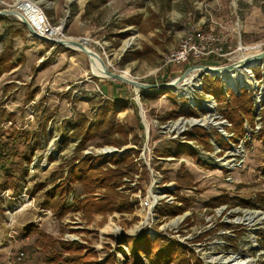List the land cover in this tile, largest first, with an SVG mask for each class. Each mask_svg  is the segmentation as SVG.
I'll return each instance as SVG.
<instances>
[{
	"label": "rangeland",
	"instance_id": "374dc122",
	"mask_svg": "<svg viewBox=\"0 0 264 264\" xmlns=\"http://www.w3.org/2000/svg\"><path fill=\"white\" fill-rule=\"evenodd\" d=\"M37 1L65 38L71 34L89 38L87 46L110 70L126 72L141 82H169L199 64L162 66L165 54L188 31L225 36L224 45L229 44L226 49L231 51L226 57L231 59L240 54L235 50L238 40L243 46H258L243 53L264 49V0ZM71 3L76 5L74 10ZM133 17L139 23L128 22ZM9 27L19 32L9 36ZM128 39L131 43L126 45ZM5 46L12 50V67L0 74V109L13 113L14 118L11 122L4 117L0 129L9 147L14 137V162L10 173L0 177V264H13L15 251L24 252L21 264H70L66 260L78 256L81 260L76 264H130L126 237L132 240L142 234L140 239L147 235L160 244L178 243L187 253L193 252L199 264H235L232 257L247 259L245 264H264V141L258 135L264 128V58L241 69L234 77L235 87L228 88L227 80L218 75L193 69L186 81L159 87L158 97L141 101L140 90L136 95L126 83L95 75L85 53L40 41L13 15L0 17V51ZM134 49L144 50L142 58L121 64V55ZM200 62L207 66L229 63ZM212 79L220 81L224 93L229 91L225 95L238 94L241 89L251 95L253 127L244 123L242 136H235L223 113L226 102L216 100L213 109L206 108L212 101L206 85ZM197 81H202L201 90ZM113 95L126 101V106L114 116L117 131L111 138L126 143L99 144L93 139L76 152L77 139L68 124L79 113L93 119ZM204 118L206 122L191 123ZM196 128L209 134L210 149L192 138ZM68 136V142L62 143V137ZM177 144L190 151L165 153L166 148L177 151ZM116 153H128L132 159L116 187L131 210L87 214L79 206L86 194L75 181L70 183L71 190L58 192L67 170L76 163L71 160L73 155L94 158ZM29 154L32 159L27 163L24 157ZM177 170L191 175L192 186L177 188ZM38 182L42 185L31 194L29 190ZM54 188L58 191L47 198ZM103 192L100 188L88 195L98 201ZM222 194L231 196V202L213 205L211 201ZM236 196L250 203L243 205ZM165 204L186 207L175 215L162 214L159 210ZM58 242H78L80 248L72 251ZM141 259L149 264L144 256Z\"/></svg>",
	"mask_w": 264,
	"mask_h": 264
},
{
	"label": "trees",
	"instance_id": "16d2710c",
	"mask_svg": "<svg viewBox=\"0 0 264 264\" xmlns=\"http://www.w3.org/2000/svg\"><path fill=\"white\" fill-rule=\"evenodd\" d=\"M98 1H100L101 3H105L106 0ZM70 6L71 8H73V10L76 7V5L72 3ZM72 13L74 14V11ZM47 14L50 15L49 13ZM128 22H130L131 24L139 23V19H135L133 17L131 19H128ZM18 23L22 24L19 20ZM22 26L24 25L22 24ZM15 30L17 29H12L11 27H9V36L13 35L12 32H14ZM117 34L119 37L123 36L122 33ZM143 51V49L126 50L120 57L121 64H125L132 60H138L142 58ZM11 55L12 50L8 46H5L0 51V74L12 67V64L9 63V61L11 60ZM254 71L258 76L260 70L256 68L254 69ZM164 89L165 88H163V90ZM160 92V89H148L139 91L141 101L146 98H153L156 96L158 97L159 94H161ZM206 92H210L217 101L220 100L226 102L223 113L225 117L231 122L232 130L235 136H242V134L244 133V123L253 127L254 102L252 101L251 95L249 94L248 90L241 89L240 93L238 94L230 91L228 95H225L229 91L224 93L220 81L212 79L206 85ZM35 93L36 90L32 91L31 95H28L26 101H28L29 98L32 97ZM168 94L173 96L170 91ZM173 102H176L174 98ZM125 106L126 101L119 100L116 95H113V99L110 102L107 101L104 104L100 105L97 113L93 115V119H88L84 115V113H79L74 119L73 123L70 122L68 124L69 127L72 126L69 128L70 130H72L71 136L77 139L75 147L76 152H80V150L85 148L89 141L93 139L98 140L96 142H100L99 144H114L116 146H121L122 144L126 143L124 139L111 138V136L117 131V128L113 127L114 116L117 111L123 110ZM179 111L174 110L173 112L178 113ZM189 113L194 114V111L191 110L189 111ZM4 117H7L6 119L12 122L14 114L9 112L5 114V109H3L2 107V109H0V122L3 121ZM45 124L42 125V129H45ZM196 129L198 131L197 135L192 138L198 143L203 144L205 148L210 149L211 143L208 139L209 134L202 128ZM2 132H4V130L0 129V177L4 173H10L9 171L11 170V166L14 162L13 153L11 151V149L13 148L11 147V145L14 142V137H11L12 139L9 147L7 145V138L2 137L1 135ZM11 134L14 135V131ZM258 135H261L264 141V128L258 131ZM71 136L65 138L62 137L61 142L65 144V142H68L67 138H71ZM231 140L235 141L236 137H232ZM225 145H227V143ZM176 147L178 149L177 151H171L169 148H166L165 153L170 154L171 152H173L174 154H179L180 152H182V150L190 151L189 149H182L180 144H177ZM31 159L32 157L30 154L24 157V161H26L27 163H29ZM71 160L76 163L67 170L65 180L58 185L60 186L58 188L59 191L55 188L49 190L46 194L47 198H49L50 195H53L54 192L58 191L63 194L64 191L71 190L70 183L75 181L81 187L82 192L86 194L85 197L80 200L79 206L83 209V211L85 210L87 214L103 212L105 210H131V206L126 201V197L119 196V193L116 191V187L122 183V177L127 174L126 169L130 168L129 166L133 164L132 159L128 153H116L112 156H96L94 158H90L89 155L80 156L76 154L72 156ZM109 164H111L113 167H111ZM174 181L176 182L177 188L179 189L192 186L191 175L187 174L186 171L177 170L174 175ZM41 185V182L36 183L35 186L29 190V192L32 194L35 191V188ZM100 188L104 190L103 195L98 201H94L93 197H89L88 194L93 192L95 189ZM180 198L182 199L180 200L181 202H183L184 204L187 203L186 199H184L183 197ZM233 198H236L237 201L239 203H242L243 205H248L250 203L249 199L238 198L237 196ZM231 200V196L222 194L213 199L211 203L216 206L222 203L231 202ZM184 204L181 206H170L165 204L160 208L161 210H159V212L162 214L169 213L175 215L185 209L186 205ZM225 226L229 225L227 224ZM142 235L132 240L130 237H126L128 239L127 246L130 248V254L126 255V253L124 252V255L127 256L126 260L127 262H130V264H143L141 256H144L148 260L149 264H199V259L194 255V253H187L185 248L180 246L178 243H168L167 245L165 243L164 245L160 244L156 240L151 241L147 237V235L146 239H140L143 238ZM58 244L60 247L70 249L72 251L80 248V244L78 242H58ZM78 259L81 260V257L78 256L71 259L68 258L66 261L70 264H76ZM48 260L50 261V258H48ZM108 261H110V259ZM79 264H82V262ZM83 264H85V262H83ZM94 264L99 263L95 262Z\"/></svg>",
	"mask_w": 264,
	"mask_h": 264
},
{
	"label": "built area",
	"instance_id": "2783aa9c",
	"mask_svg": "<svg viewBox=\"0 0 264 264\" xmlns=\"http://www.w3.org/2000/svg\"><path fill=\"white\" fill-rule=\"evenodd\" d=\"M0 5L5 10L16 11L17 13H19L32 27V29L39 35H44L46 37L65 38L62 34L61 27L54 26L49 22L48 17L46 16L43 8L37 0H11L10 2L0 0ZM14 17L17 18L16 16ZM57 29H59L60 31L59 35H55V30ZM226 41L227 40L225 36H217L215 33L209 31H188L179 40L176 47L169 50L165 54L162 66L184 65L187 63L192 64L197 62L201 64L200 60L208 61L212 59H214L219 64H223L225 61H229V63H232L236 60H240V57L243 55L255 54L251 52L243 53L241 52V50L247 51L249 49L251 50L253 48H258V46H243L238 40V45L235 50L240 51V54L239 56H232L231 59L226 57L229 53H231L230 50L226 49L227 47H230V45H224ZM217 75L221 80H227V87H235V83L233 82V85H230L228 83V79L223 74L218 73ZM197 85L201 90L202 81H197ZM209 97H211L212 101L208 100L209 102L206 103V108L211 110L214 108V104H216V99L213 95L210 94ZM226 135H228L227 137H229L231 136V133L227 132ZM23 257V251H15L14 253H12L11 263L21 264Z\"/></svg>",
	"mask_w": 264,
	"mask_h": 264
},
{
	"label": "water",
	"instance_id": "95a60500",
	"mask_svg": "<svg viewBox=\"0 0 264 264\" xmlns=\"http://www.w3.org/2000/svg\"><path fill=\"white\" fill-rule=\"evenodd\" d=\"M4 15L16 16L20 20V22L25 26V28L29 31V33H31L34 37L38 38L40 41H44V42L56 44V45H62L64 47L70 48V49H78V50L82 51L83 53H85L86 55H88L89 56L88 58H90V56L96 57L101 63V66H102V72L101 73L103 74V77L118 80V81H121L123 83H126V84L132 86L136 95H138L139 90L157 89L159 87L171 88L173 86H176L179 82H181L185 78L187 73L193 69L205 71L206 73H209L211 75H217L220 72H223V71L229 72V71H232L233 69H235V63L234 62L228 63L226 65H220V66H207L204 64H194V65L187 67L183 73H181L179 76H177L172 81L159 83V84L141 82L135 78H131L129 76H126L122 72H115L113 70H110L107 67L105 61L99 56V54L87 46L88 42L90 41V39L87 37H69V38L46 37L44 35H39L38 33H36L32 29V27L27 23V21L16 11L0 9V17H2ZM253 58L254 59L264 58V49L262 51H259L255 54H253ZM243 64H245V63L239 60V65H243ZM135 101L139 107L140 105L138 102V97H135Z\"/></svg>",
	"mask_w": 264,
	"mask_h": 264
},
{
	"label": "bare ground",
	"instance_id": "6f19581e",
	"mask_svg": "<svg viewBox=\"0 0 264 264\" xmlns=\"http://www.w3.org/2000/svg\"><path fill=\"white\" fill-rule=\"evenodd\" d=\"M60 34V31L59 29L55 30V35H59ZM50 38H58V37H50ZM131 43V41L128 39V41L125 42L126 45H129ZM254 53V52H253ZM88 56V55H87ZM89 57V56H88ZM244 57V58H243ZM241 58V59H240ZM239 59L240 61L244 62L245 64L243 65H239V60H236L235 63V69H233L232 71H229V72H220L221 74H223L227 79H228V83L230 85H233V82H234V77L235 75H238V73L242 72L241 69H243L244 67H248L250 65H255L259 62V59H254L253 58V55L252 54H247V55H243L241 56ZM90 68L91 70L93 71V73L95 75H98V76H103V74L101 73L102 72V66H101V63L100 61L96 58V57H92L90 56ZM219 73V74H220ZM124 74L127 76V73L124 72ZM193 75V74H192ZM188 78V77H187ZM190 79V78H189ZM239 79V78H238ZM185 80V79H184ZM186 81V80H185ZM184 81V82H185ZM183 82V81H182ZM190 82V81H189ZM180 84V83H179ZM178 84V85H179ZM183 84V83H182ZM190 84V83H189ZM190 120V119H189ZM206 122L207 119H200V120H191V123H195V122ZM210 123V121H208ZM247 215V214H246ZM249 215V214H248ZM181 217H178L176 218L173 223H175L176 221H179ZM253 218V217H252ZM249 219V218H248ZM118 230V229H117ZM115 230V231H117ZM233 260H235V264H245L248 262L247 259H240V258H237V257H232ZM225 262V261H224Z\"/></svg>",
	"mask_w": 264,
	"mask_h": 264
},
{
	"label": "crops",
	"instance_id": "0c3cea01",
	"mask_svg": "<svg viewBox=\"0 0 264 264\" xmlns=\"http://www.w3.org/2000/svg\"><path fill=\"white\" fill-rule=\"evenodd\" d=\"M80 7V6H79ZM25 27V26H24ZM19 31L18 30H15L14 32H12V34L14 35L15 33H18ZM72 37H81V36H76L74 34H71ZM44 43H47V42H44Z\"/></svg>",
	"mask_w": 264,
	"mask_h": 264
}]
</instances>
